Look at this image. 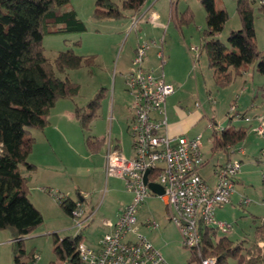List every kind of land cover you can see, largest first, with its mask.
Listing matches in <instances>:
<instances>
[{
    "label": "rangeland",
    "instance_id": "1",
    "mask_svg": "<svg viewBox=\"0 0 264 264\" xmlns=\"http://www.w3.org/2000/svg\"><path fill=\"white\" fill-rule=\"evenodd\" d=\"M121 1L114 0L118 5ZM150 2L152 11L159 16L157 24L149 23L147 16L133 29L128 13H125L127 17L120 19L96 20L92 17L94 0H71L67 8L75 12L84 24L85 31L46 35L42 38L44 55L51 64L60 51L67 49L94 60L92 67L83 65L79 69L58 74L77 84L79 91L72 99H61L56 105L57 109L65 107L73 113L75 107L85 109L99 91L103 96L86 128H82L74 117H62L60 122L55 123V127L62 126L60 129L64 132L63 139L58 138L54 147V164L61 173L50 175L56 184L63 187L60 190L62 193L70 195L72 199H84L83 218L89 213L92 216L77 225L78 219L64 214L58 202L47 194L48 188L43 191L30 186L29 193L38 201L36 205H39L42 222L23 237L24 255L21 260L25 264H60L53 253L54 235L60 239L79 235L86 246L98 249L100 239L108 231L102 222L110 220L114 223L131 203L132 194L126 190L124 181L105 176L103 150L91 152L87 140L95 142L97 138L110 136L113 141H119L126 157L131 156V138L127 131L131 115L126 106L130 96L125 91L123 76L132 69V49L137 41L149 42L152 39L156 44L149 48L144 68L153 64L148 69L159 70L158 60H155L153 54V48L157 47L163 61L168 62L160 66H163L161 71L164 78L179 83L175 86L174 95L166 100L167 118L170 121L179 118L175 106L184 112L199 114L197 120L185 128L187 131L184 135H201L204 149L209 150L208 139L213 134L209 124L211 118L216 120L217 129L230 123L235 129L245 131L243 141L233 147L232 152V159L241 160L235 180V194L230 204L223 208V214H216L218 218L215 216L232 228L218 232L216 239L226 236L234 244L244 241L240 253L244 261L254 252L255 228L261 225L264 217V133L258 135L254 132L253 127L257 124L255 121H252L251 126L237 117L229 121L228 114H231L230 105L233 102L242 116H264V76L249 66L247 74L233 78L228 87L217 86L211 76L212 70L207 67L206 55L200 49L205 31V11L200 0H148V4ZM215 7L224 9L228 14L223 30L216 36L228 46V34L240 29L235 0H215ZM252 8L255 44L257 51L263 53L264 14L259 10L258 0H254ZM177 64L180 66L175 67ZM220 153L210 158L208 166L200 171L201 176L207 178L212 165L223 161ZM241 197L250 201L247 206L238 204V198ZM135 216L134 238L140 236L146 239L168 264H194L192 251L182 245L181 235L169 221L166 206L160 198L147 197L138 206ZM11 241L10 232L0 230V264H13ZM256 245L258 248L264 247L263 241ZM32 255L36 257L33 263ZM226 264H236V259L227 258Z\"/></svg>",
    "mask_w": 264,
    "mask_h": 264
},
{
    "label": "trees",
    "instance_id": "2",
    "mask_svg": "<svg viewBox=\"0 0 264 264\" xmlns=\"http://www.w3.org/2000/svg\"><path fill=\"white\" fill-rule=\"evenodd\" d=\"M70 1L0 0V230H8L11 234L13 264H25L21 260L23 237L42 222L40 212L28 198V179L21 172L22 168L26 172L35 168L27 160L34 142L28 132L46 127L48 114L57 100L72 99L78 94L79 86L58 74L94 64L92 57L79 56L72 49L60 51L53 64L44 55L41 46L44 36L85 31L75 12L67 8ZM147 1L122 0L118 5L114 0H94L92 17L96 20L120 19L126 12L132 17L139 16ZM200 3L205 11L200 49L206 55L215 84L226 87L249 66L264 76V52H258L255 44L254 0H235L240 29L228 34L230 48L216 38L228 20L227 12L217 9L215 0H200ZM258 4L264 14V0H258ZM102 96L99 91L86 105L87 110L75 107L74 116L82 128L93 119ZM234 113L239 114L236 109ZM235 114L228 115V120L231 121ZM209 123L216 125L213 118ZM244 136L242 129L224 127L214 137L213 150L232 154L233 147L242 142ZM87 143L90 150L98 145L89 140ZM58 204L65 215L74 218L77 202L64 196ZM198 229L201 235L198 249L202 258H215V264H226L227 258L236 259V264H264V247L256 245L264 242V222L255 228L254 252L246 261L240 256L244 241L234 244L221 237L213 242L210 231ZM81 240L79 235L62 239L54 235L53 253L57 262L81 264L77 252ZM31 258L33 263L36 257L32 255Z\"/></svg>",
    "mask_w": 264,
    "mask_h": 264
},
{
    "label": "built area",
    "instance_id": "3",
    "mask_svg": "<svg viewBox=\"0 0 264 264\" xmlns=\"http://www.w3.org/2000/svg\"><path fill=\"white\" fill-rule=\"evenodd\" d=\"M141 17H132L131 28L136 27ZM158 20L155 13L148 16V22L152 25L157 24ZM149 42H138L131 60L132 69L123 77L125 91L130 96L129 110L132 117L128 131L133 156L127 158L107 137L104 157L105 176L123 180L126 190L132 193V201L114 223L104 221L108 231L100 239L98 249L79 243L77 252L81 264H168L146 239L133 237L137 208L150 196L164 202L169 220L181 235L182 245L193 253L194 264L198 261L199 264L216 262L215 258L201 257L198 228L210 231L211 236L231 229L230 224L215 218V212L218 207L230 203L241 162L233 159L216 166L213 170L215 182L211 186L199 173L203 165L202 136L186 138L168 135L165 103L176 88L165 82L162 72L144 68L147 52L156 44L154 41ZM158 58L163 60L161 53ZM195 107L199 108V105L195 104ZM235 109V106L230 108L231 114H235ZM234 116L250 126L255 121L254 132L263 135V116ZM209 124L216 136L222 132L223 128L217 129L216 125ZM145 172H148V183H155L163 189L162 195L153 193L143 183ZM149 177L153 180L150 181ZM47 193L57 202L64 198L57 190L50 189ZM249 202L241 197L238 204L247 206ZM76 205L73 215L78 219L77 225H80L92 214L83 218L82 204L77 202ZM261 222H264V217Z\"/></svg>",
    "mask_w": 264,
    "mask_h": 264
},
{
    "label": "crops",
    "instance_id": "4",
    "mask_svg": "<svg viewBox=\"0 0 264 264\" xmlns=\"http://www.w3.org/2000/svg\"><path fill=\"white\" fill-rule=\"evenodd\" d=\"M151 3L150 2L148 4V1L146 2L145 4V7L143 8V10L140 12L139 16H142L140 19H144L145 17L147 18V16H149L151 13H155L157 14L156 12L152 11L151 9ZM128 13V12H126ZM130 13H128L127 15H129ZM158 15V14H157ZM137 16V17H139ZM159 17V16H158ZM170 18V17H169ZM130 19L132 20V16H130ZM130 20V22H131ZM150 41H154L153 39L150 40ZM162 41L163 43V40L160 39V42ZM137 44H138V41L137 43L134 45L133 49H132V54L134 55V51H135V48L137 47ZM162 45V44H161ZM153 47V46H152ZM155 48V47H154ZM153 48V54H154V58L155 60L157 61L158 60V63H159V70H154L156 73L158 72H162V67L161 64L166 63L167 65V60H165V62L162 60L160 61V59L158 58V54L161 53V51H158L157 47L154 49ZM149 51V50H148ZM152 52V51H151ZM162 55V53H161ZM163 57V56H162ZM169 57V56H168ZM133 58V57H132ZM148 58V57H147ZM163 59V58H162ZM132 60V59H131ZM169 60V59H168ZM149 61V60H148ZM131 62V61H130ZM148 64V62H147ZM176 64V62H175ZM207 64V62H206ZM146 66V65H145ZM148 67H152V65L148 64L147 65ZM179 67L180 65L177 64L175 65V67ZM147 67V69H148ZM208 67V66H207ZM150 69V68H149ZM212 72V71H211ZM243 74H247V72H244ZM242 74V75H243ZM242 75H240L239 77H241ZM213 80H214V76H213V73L211 74ZM124 77V76H123ZM235 78V77H233ZM232 78V80H233ZM165 79V78H164ZM165 82L168 83V84H172L174 86H177V84H179L177 81H174L171 80L169 81L168 79H165ZM215 82V81H214ZM232 82V81H231ZM231 84V83H230ZM229 84V85H230ZM229 85H227L226 87H228ZM225 88V87H224ZM174 95V94H173ZM171 97V96H170ZM169 98V97H168ZM62 100H66V99H62ZM129 100V99H128ZM127 100V109L131 115V112L129 110V102L130 100L128 101ZM60 100H57L55 105L53 106V108L50 110L49 112V115L47 117V125L44 129L42 130H30L28 132V136L33 138L34 142H33V147H32V150H31V153L29 154L28 156V162L30 164H32L35 168L32 172H26V170L24 168L21 169V172L24 176L27 177L28 179V188H30V186H35L34 188L36 190L38 189H44V188H48L49 190L50 189H53V190H57L58 192H60L61 194H63V196L65 197H68L70 200L72 201H75V202H79L83 205V202H84V199L81 198V197H78V199H72L69 196L65 195L64 193H62L60 190H63L62 186H59V184H56V181L53 180L50 175H54V174H57V172H60L58 167L54 164V147H55V142H57L58 138H62L64 137V132L60 129V128H63L62 126H59L58 127H55V123L56 122H60V118L62 119V117H68V118H71V117H74V111L73 113H71V111H69V109H66L65 107H61V108H58L56 107V105L59 103ZM233 104V102H232ZM235 104V103H234ZM195 106V105H194ZM231 106V105H230ZM165 108L167 109V104L165 103ZM175 108V111L177 113V116H179V118L177 120H173V121H170V119L167 118V133L169 136H185L186 138H193V137H188L186 135H184L183 133H185L187 130H185V128H187L192 122H194L195 120H197V115L199 117V114H197V112H184L180 109H178L176 106L174 107ZM236 108V107H235ZM75 109V108H74ZM55 110V111H54ZM52 111H54V116L51 117V113ZM169 114V113H168ZM166 116H167V113H166ZM260 116V115H259ZM262 116V115H261ZM132 117V115H131ZM264 118V116H263ZM212 119V118H211ZM214 119V118H213ZM111 120V118H110ZM131 120V118H130ZM215 120V119H214ZM264 120V119H263ZM210 121V120H209ZM216 121V120H215ZM130 122V121H129ZM185 123H188L187 125H182V124H185ZM129 125V124H128ZM227 128H231L233 126H230V124L226 125ZM235 128V127H234ZM65 130V129H64ZM128 131V129H127ZM129 134V133H128ZM130 136V135H129ZM110 138V142L113 146L117 147L121 153H122V150H121V147H120V144H119V141L118 140H115L113 141L111 139L110 136H107ZM107 137L105 138V136L103 137H100V138H97L95 142H97L98 145H95L94 149L91 150V152H98L99 150H103V155H102V159H103V169H104V157H105V153L107 151V144H106V139ZM214 137H216L214 134H211L210 135V138L208 139V143H210V148L209 150H205L204 149V145L202 144L201 145V149H202V155H203V165L200 169V171H202V169L206 166H208L209 164V160L211 157H213V155H215L216 153H220L221 151L217 150V151H214L213 150V142H214ZM130 138V137H129ZM131 140V139H130ZM206 154V156H205ZM222 156V159L223 161L222 162H217L215 163V165H212V168L210 169V172H209V175L207 178H205L204 176H202L205 181L209 184V185H213L214 182H215V178H214V175H213V170L216 166H219V165H222L224 164L227 160H233L232 159V154H225L223 152L220 153ZM133 156V151H132V145H131V156L129 158H131ZM206 157V158H205ZM128 158V157H127ZM241 161V160H240ZM61 173V172H60ZM200 173V172H199ZM209 180H211V182H208ZM45 190V189H44ZM43 190V191H44ZM30 192V191H29ZM42 193V192H41ZM130 193V192H129ZM48 194V193H47ZM132 194V193H130ZM235 194V193H234ZM49 195V194H48ZM50 196V195H49ZM51 197V196H50ZM28 198L30 200V202L33 204V206L38 210L39 209V205L37 206L36 204H38L37 200L35 201L32 193H28ZM81 199V200H80ZM240 199V198H238ZM132 201V199L130 200V202ZM36 202V203H35ZM231 202V201H230ZM238 203H239V200H238ZM230 204V203H229ZM228 204V205H229ZM129 205V204H128ZM225 206H222V207H218L216 212H215V216L216 214L217 215H221L223 214V208ZM92 213H89L87 214V216L91 215ZM169 217V216H168ZM217 217V216H216ZM218 218V217H217ZM169 219V218H168ZM218 220V219H217ZM104 221H109V222H113V221H110V220H104ZM104 221L102 222V225L105 227L104 225ZM170 221V220H169ZM221 221V220H219ZM171 222V221H170ZM172 223V222H171ZM231 226V225H230ZM106 228V227H105ZM232 228V226H231ZM216 235L217 233H214L213 236H211V239L213 242H216L218 241V239H220L221 237H219L218 239H216ZM222 237H226V236H222ZM227 238V237H226ZM82 242V240H81ZM237 244V243H236Z\"/></svg>",
    "mask_w": 264,
    "mask_h": 264
},
{
    "label": "water",
    "instance_id": "5",
    "mask_svg": "<svg viewBox=\"0 0 264 264\" xmlns=\"http://www.w3.org/2000/svg\"><path fill=\"white\" fill-rule=\"evenodd\" d=\"M147 174L148 172H145L144 176H143V183L146 184L148 186V188L155 194L157 195H162L163 194V189L155 184V183H148L147 182ZM81 200V199H80Z\"/></svg>",
    "mask_w": 264,
    "mask_h": 264
}]
</instances>
